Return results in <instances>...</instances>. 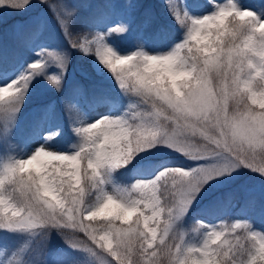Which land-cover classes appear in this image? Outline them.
I'll return each instance as SVG.
<instances>
[{"label":"snow or ice","instance_id":"obj_1","mask_svg":"<svg viewBox=\"0 0 264 264\" xmlns=\"http://www.w3.org/2000/svg\"><path fill=\"white\" fill-rule=\"evenodd\" d=\"M31 3L0 0V8L24 11ZM39 3L52 12L69 48L94 56L98 70L111 76L128 103L119 114L88 121L77 98L63 95L71 59L67 49L41 47L36 59L0 84V141L10 148L15 147L16 118L38 78L62 93L78 137L68 145L71 151L41 143L27 156L0 163V230L43 233L45 245L55 230L69 248L96 257L98 264H264V231L250 219L203 229L196 220L195 238L184 230V217L205 186L233 179L238 169L253 174L250 179L260 185L264 201V18L237 0H208L211 10L203 15L190 13L185 0H163L182 30L180 38L156 52L137 40L134 51L121 54L107 37L127 32L126 21L106 32L95 27L73 31L75 5ZM115 7L107 3L97 11ZM126 7H134L132 0ZM145 16L147 24L151 10ZM13 29L23 34L24 26ZM39 34L34 31L25 41ZM75 93L82 96L85 89L77 85ZM98 102L108 101L101 97ZM55 107L53 101L45 110ZM60 135L57 128L44 139ZM162 148L206 163L191 168L162 164L151 177L121 182L120 170ZM74 186L80 187L69 196ZM245 193L254 206L256 184ZM233 199L229 192L218 203ZM98 217L101 226L95 227ZM6 252H11L6 264H32L27 244L13 249L7 236L0 237V256ZM67 264L81 261L73 256Z\"/></svg>","mask_w":264,"mask_h":264},{"label":"rangeland","instance_id":"obj_2","mask_svg":"<svg viewBox=\"0 0 264 264\" xmlns=\"http://www.w3.org/2000/svg\"><path fill=\"white\" fill-rule=\"evenodd\" d=\"M163 1V0H161ZM49 2H59V0H49ZM66 2L71 3L77 7V15L74 20L80 18L85 10L89 9L93 3V0H66ZM113 3L116 5L114 9H110L117 18H114L112 21H109L104 26H100L97 29L100 31H107L109 27L113 24L117 23L120 20H124L128 22L131 17L136 16V12L141 7L150 6L153 0H132L134 7L129 10L126 5L129 0H104V3ZM186 6L188 7L190 13L195 15H203L206 11H210L211 8H202L201 4L203 2H208V0L200 1L195 0L194 3H189V0H185ZM227 2V0H226ZM237 3L242 7L250 8L251 10L257 12L258 15H261V18H264V13L260 12L264 3H261L260 0L251 1V0H237ZM165 15H169L167 9L164 10ZM73 20V21H74ZM15 25H23L24 30L23 34H17L13 26ZM40 27L39 37L35 40H31L27 44H25V36L30 35L31 32L36 28ZM133 30L129 28V30L123 34H112L107 37L108 43L119 53L124 54L127 52L134 51L136 49L137 40H141L144 44L145 50L149 52L163 51L167 50L171 44L179 39L180 37L172 40L162 47H158L148 40L144 39H133L131 37ZM181 36V35H180ZM65 36L62 30L60 29L58 23L53 17L52 12L48 9L47 5H42L39 3V0H32L31 6L28 7L24 11H14L7 8H0V84L7 82L9 79L14 78L17 74H19L26 65L33 59H36V52L41 48H52V49H65L66 45L64 44ZM132 39V40H131ZM52 40L56 42L52 44ZM123 42L124 44H120ZM19 50V52H15ZM89 59V68L95 74V77L99 78H108L112 79L111 76L102 70H98V62L95 57H88ZM12 60V61H11ZM16 64V65H14ZM90 74V75H93ZM66 75H71L69 71H67ZM65 76V87L63 89V95L67 93V87L70 84L72 79L71 76ZM94 76V75H93ZM78 103H80L81 109L85 112V117L88 118V121L96 119L100 115L105 114H119L123 108H114L107 103L90 105L87 101L83 100L82 96L75 95ZM62 93H57L54 89H52L46 81L42 78H38L33 82V85L30 89L29 95L25 101V105L22 108L21 112L18 114L16 118V127L14 129L15 135L14 140L19 139L21 137V133L24 132L22 129L25 122L24 115L31 112L33 109L37 110V106L39 102L44 100L47 101V105L52 103L53 101L58 102L53 111L48 112L44 111L42 114V118L39 120L37 125L34 122H30L28 125V130L31 128L37 127L34 133L30 132L28 137L22 138V149L20 151H16V148H10L9 145L0 141V163L10 156H27L31 153V151L41 143H47V145L55 150L59 151H71L73 149L69 148L68 145L76 142V139H70L69 137H56L53 141H45L44 133L51 132L57 128H61L64 121L60 117V111H63V104L61 102ZM85 98V97H84ZM46 105V107H47ZM45 107V109H46ZM258 107V106H256ZM22 115V116H21ZM142 155V160L138 163H135V169L132 170L131 173L128 174L124 170H120L122 175L120 176L121 182L123 180L121 178H127L123 183H131L133 180L138 178H148L155 175L158 170L159 165H174L181 166L184 168L195 167L197 164L206 163V161H196L192 159H188L187 157L181 155L176 151H171L167 148H162L159 151L153 150L149 155ZM170 156L167 159H162L160 161H153L157 157ZM215 160V158H212ZM140 163H144L145 166L140 167ZM133 165V166H134ZM239 174L233 173V179H221L220 182L213 183L210 182L205 186L204 190L197 197V200L194 202L193 207L190 209V212H196V214L200 217L201 224L199 227L201 229L210 227V226H220V222L231 223L232 219H241L239 218L238 212H236L237 204L235 205L232 202V210L226 212L221 206L224 207V204L218 203L221 198H218L220 189L225 190L227 192L231 187L236 184L240 187L247 188L245 185L256 184V190L260 191L261 187L258 182H253L250 177L253 175L249 173L247 169H238ZM246 195V194H244ZM70 196V195H69ZM260 213L257 214L259 217L263 212V209H260ZM242 212L246 214V210L242 208ZM188 216V215H187ZM186 216V217H187ZM184 217V219L186 218ZM245 219L252 220L250 214L244 217ZM100 220L101 218H97ZM257 229L264 231V226L262 224L253 223ZM93 226L100 227L101 224L96 221ZM196 227V224H192L191 226H185L184 220V230L189 233L193 238L199 235L198 232L194 233L192 229ZM57 234L55 230L52 231ZM29 232H6L5 230H0V237L7 236L11 242V247H20L22 245L27 244L28 248L32 249L31 260L32 264H40V260L46 259L48 264H67V261L73 257L77 256L81 261V264H98L97 258L94 256H89L84 252L74 251L69 248L67 244H65L64 239L59 235L57 236L59 242L53 244V247H46L42 242H37L34 245H31L30 238L27 236L30 235ZM11 256V252L4 253L3 256H0V264H6V260Z\"/></svg>","mask_w":264,"mask_h":264},{"label":"trees","instance_id":"obj_3","mask_svg":"<svg viewBox=\"0 0 264 264\" xmlns=\"http://www.w3.org/2000/svg\"><path fill=\"white\" fill-rule=\"evenodd\" d=\"M193 0H191L192 2ZM104 0H93L92 5L89 9L85 10V12L82 14V16L76 20L73 21V31H83L87 30L89 27H95L97 24H102L107 18L110 16V12L107 8L104 9L103 13H100L97 11L98 8L103 6ZM205 7L209 6L207 3L203 4ZM165 5L163 1L161 0H153L152 4L150 6L141 7L138 9L137 14L134 18H131V25L130 29H134V36H141L146 37L149 40H151L153 43L157 44L158 46H164L166 43L172 41L173 39L179 37L182 33V30L179 29L175 23V21L172 19L171 16H167L164 13ZM145 10H151L152 17L148 21V23H145V20L147 19L145 16ZM66 48L71 53V59L68 65V71L71 73V75H66L67 77L71 76L72 79L70 81V84L67 87L68 92L66 95L72 94L75 96V88L77 85L83 86L85 89L84 95L90 94L91 87L94 88V95L87 96L86 101L92 100L90 104H97L98 98L104 97L107 99L108 103L114 108H124L128 101L127 98L123 97L120 93V90L116 88L115 82L113 79L108 78H99L95 77V74L90 70L89 68V59L88 57L82 56L78 51L75 49L69 48L68 40L66 39ZM93 74V75H90ZM40 107L43 106L42 109H44L45 105L47 104V101L39 102L37 104H41ZM58 104V102H56ZM42 109L37 110L33 109L28 114L24 115L23 122L28 125L29 122H31L34 119V123L36 124L40 115L42 114ZM63 115L66 117L67 122L65 123L64 129L61 130L62 134H68L73 139H77L78 137L76 134L72 131V127L69 125L68 117L66 113L63 110ZM22 116V115H21ZM35 128H31L28 130V127L24 129V132L21 133V137H28L27 135L30 132H34ZM16 139L14 141V145L16 148V151H20L22 146V138ZM170 156H164V157H157L153 161H160L162 159H167ZM135 164V163H134ZM140 167L145 166V164L140 163ZM85 167V163H81V168ZM133 168H129L127 172L129 173ZM125 171V170H124ZM126 180V178H124ZM83 185V180L82 184ZM246 187L250 186V184L245 185ZM78 187L80 186H74L71 190V193L69 195L74 194L78 191ZM260 191H257V203L254 206L247 204V196L244 195L245 188L240 187L239 185H235L231 187L227 192L225 190L220 189L219 198H222L226 193L231 192L234 196L233 201L237 202V208L236 212L240 216H243L242 208L246 210V214L249 215L252 218V222L262 224L264 226V201L261 200L260 197ZM224 204V207L221 206L224 210L229 209L227 203ZM263 209V212L259 217H257V214L260 213V209ZM243 218V217H242ZM185 220V226H191V223L195 224V221L198 220L196 212H189L188 216L184 219ZM97 221H99L97 219ZM96 223V221H94ZM43 237V233H39ZM56 234L54 232L51 233V235L48 237L47 242L52 243V241H59ZM40 239V236L37 235L32 243H35V241H38Z\"/></svg>","mask_w":264,"mask_h":264}]
</instances>
